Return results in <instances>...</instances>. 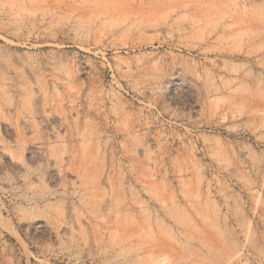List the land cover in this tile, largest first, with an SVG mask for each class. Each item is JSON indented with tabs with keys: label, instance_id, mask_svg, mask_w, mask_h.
Here are the masks:
<instances>
[{
	"label": "rangeland",
	"instance_id": "rangeland-1",
	"mask_svg": "<svg viewBox=\"0 0 264 264\" xmlns=\"http://www.w3.org/2000/svg\"><path fill=\"white\" fill-rule=\"evenodd\" d=\"M192 3L0 0V264H264V0ZM86 184L167 253L83 242Z\"/></svg>",
	"mask_w": 264,
	"mask_h": 264
},
{
	"label": "bare ground",
	"instance_id": "bare-ground-1",
	"mask_svg": "<svg viewBox=\"0 0 264 264\" xmlns=\"http://www.w3.org/2000/svg\"><path fill=\"white\" fill-rule=\"evenodd\" d=\"M34 1L36 2V0ZM42 1L47 2L49 0ZM167 1L168 0H160L161 3H167ZM190 1L191 5H193L194 3L192 2L199 3L201 0ZM188 5L190 4H186L185 6ZM55 8H58V5ZM86 174L88 173L86 172ZM87 184L85 186H80L76 192L79 200V206L78 204L77 206L80 211H76L75 213V222L79 224L80 238L83 242L87 243L94 240L97 244L103 245L107 235H115L116 239L114 245L109 250L125 252L126 249H130V251L136 250L140 253L148 252L153 256H161L167 253L168 246L164 241L154 235L152 231L145 229V233L147 234L146 230H148L151 235L142 233L139 222L129 216L130 212L128 207L123 206L120 209L118 208V210L117 207L113 208L111 205H108L106 201L104 203L99 202L100 200H97V191L99 187L87 186ZM64 196L67 198V195ZM59 216L60 215H56L55 219L60 218ZM82 219L85 220V226L82 225Z\"/></svg>",
	"mask_w": 264,
	"mask_h": 264
}]
</instances>
